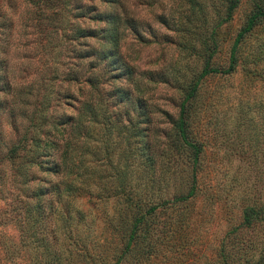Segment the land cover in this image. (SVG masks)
Here are the masks:
<instances>
[{
  "label": "rangeland",
  "instance_id": "374dc122",
  "mask_svg": "<svg viewBox=\"0 0 264 264\" xmlns=\"http://www.w3.org/2000/svg\"><path fill=\"white\" fill-rule=\"evenodd\" d=\"M116 1L0 0V264H264V19L237 47L234 70L204 77L185 106L196 162L173 129L205 68V47L209 53L215 45L209 68L226 70L235 37L257 7L264 10V0H241L226 22L223 0ZM76 6L82 15H74ZM95 13L138 27L136 34L119 25L118 49L131 77L108 76L85 57L106 48L99 32L108 27ZM84 29L98 39L76 40ZM88 74L99 79L97 89L85 81ZM118 86L131 102L115 98ZM83 103L98 120L69 144L78 158L73 174L32 167L22 184L14 171L21 152L10 160L11 147L59 138L53 121L75 117ZM143 143L155 162L150 178L137 152ZM55 183L61 193L40 200V223L59 262L37 247L26 214L37 202L30 193ZM192 187L191 197L172 202ZM142 215L139 237L126 250ZM76 238L86 242V254L74 247Z\"/></svg>",
  "mask_w": 264,
  "mask_h": 264
},
{
  "label": "trees",
  "instance_id": "16d2710c",
  "mask_svg": "<svg viewBox=\"0 0 264 264\" xmlns=\"http://www.w3.org/2000/svg\"><path fill=\"white\" fill-rule=\"evenodd\" d=\"M106 2V4L114 5L117 1L116 0H103ZM239 2L241 0H223V4L225 5V17L221 21L226 22L228 19L231 17V13L236 10V8L239 5ZM82 7L81 6H76L74 9V15H82ZM162 18V17H159ZM264 19V10L260 7H257L254 13L248 18L246 21L244 27H242L241 31L238 33V35L235 37L233 45L230 50V55H229V67L226 70L223 71H217L216 69H210L209 64L210 60L213 58L214 55V49L215 45H213V51L208 53L209 46L205 47L204 53L207 54L206 57V65L204 70L201 71L198 77L190 84L187 92H186V98L184 103H181L180 105V110L179 114L177 117V120L173 123V129H175L176 134H177V141H179L182 145H187L193 149V161L196 162L197 160V154H198V149L195 145V143L189 139L188 133H187V128H186V120H185V106L187 102L195 96V91L198 87V84L200 80H202L206 76H215V75H220V74H228L234 70L235 67V59L234 55L237 50V47L239 44L243 41V39L247 36H249L254 28L255 25ZM94 20H96L97 23L102 24L108 28H105L101 30L99 33L101 34L100 41L102 44L106 45V48L99 47L97 49L93 48L89 51H86V58H93L95 62H97V66L102 65L106 67L107 72L106 74L108 76H112L114 73L121 72L125 73L126 77H131V71L132 67H129V65L122 60L121 54L119 53V25L122 24L126 27H128L131 31H133L136 34H139L138 32V27L136 26L135 22L132 21L130 18L128 19H123L120 20V17L114 15V14H94ZM164 20V19H161ZM164 22V21H162ZM165 23V22H164ZM97 33L95 30L91 29H84V30H77V32L74 34V38L76 40H83L84 38H95V34ZM98 38H95L97 40ZM103 63V64H101ZM95 70V68H93ZM116 73V74H117ZM115 78V77H113ZM85 81L95 89H97L99 79L95 77H91V74H88L84 77ZM72 81H75V79L71 78ZM121 89V86L116 87L113 91L115 94V98L117 99H122L121 101L124 102H131L130 98L126 95V93ZM48 101V100H47ZM48 108V105L46 103V109ZM140 115V113H139ZM86 120V121H84ZM90 120H98L97 119V114L94 112V109H92L87 103H83L82 108L78 110V113L75 115V117L68 115L63 117H59L56 120L53 121L51 124V127L54 128L56 132L59 133L58 137H51V138H44V139H39V138H31V144L28 148H26V145L24 142H17L15 143L14 146L11 147L9 150V156L8 158L10 160L16 158L17 153L20 151L21 154L19 155L18 159V164H16V167L14 168L15 175L20 177L21 183H25L26 179H28L29 174H28V169L32 167L39 168V170H43L45 172H50L53 174H73V169H75L76 165L74 164L73 161L76 159L78 160L77 157H73L74 155V148L70 147V143L74 142L77 143L80 139H83L88 135V132L86 130V123L89 122ZM39 128H43V125ZM134 131L137 129L132 128ZM133 131V132H134ZM141 131V130H140ZM66 132L72 133L70 135V140H63V135H65ZM142 132V131H141ZM136 137H139V140H143V134L141 135L135 133ZM150 149L146 144L143 143V145L140 147L137 152L139 153L138 155L142 156V161L144 162L142 164L143 169L145 170V174H150L148 175L149 178L151 177L152 171H154V158L153 155L149 154ZM149 172V173H148ZM152 180V179H148ZM72 181V179H71ZM62 184V182H61ZM58 183L51 184L49 189H46V187H37L34 189L30 194L33 196V198H36L37 202L33 204H27L26 208V214L28 216V219L31 222V228L34 230L33 234V241L37 244V247H40L43 251L46 252L47 256H50L51 259H54L56 262H59L58 260L61 257L49 255V248L50 245H48L47 240L45 241L44 239L46 230L45 227L41 225L40 223V218L42 214V206L40 200L45 197L46 193L49 191H56V195H60L61 190H60V185ZM62 186L66 188V190L69 191V188L71 187L70 183L66 180H64ZM120 192L123 191V181L120 179ZM194 188H190L186 196H180L178 198L173 199V203H178V202H183L185 201L188 197H191L193 195ZM126 200L129 199L130 195L126 194ZM140 199V191L136 195ZM139 201V200H137ZM167 202V201H166ZM138 205V203L132 204L131 206L127 207H135ZM155 206H151V208L146 212L145 215H148L152 213L153 209ZM143 215L137 217L130 229V235L129 239L127 240L126 243V250L133 244V241L139 237V227L141 226L143 222ZM66 218V217H65ZM27 219V220H28ZM50 231L53 232L52 229ZM72 236H70L71 238ZM79 239H73V244L74 247H77L79 252L85 253L86 249V242L83 241H77ZM40 241L42 242V245H40ZM48 251V253H47ZM51 251V250H50ZM85 256V255H83ZM38 261H36L37 263ZM47 264H51V262H48Z\"/></svg>",
  "mask_w": 264,
  "mask_h": 264
}]
</instances>
